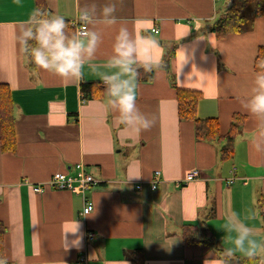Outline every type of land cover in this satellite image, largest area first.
I'll return each mask as SVG.
<instances>
[{
    "label": "crops",
    "instance_id": "crops-1",
    "mask_svg": "<svg viewBox=\"0 0 264 264\" xmlns=\"http://www.w3.org/2000/svg\"><path fill=\"white\" fill-rule=\"evenodd\" d=\"M45 1L50 13L70 23L85 5L95 4L99 14L105 4L116 3L119 22L101 28L94 62L111 54L123 23L159 41L168 71L164 66L150 82L138 83L137 106L154 118V126L141 133L125 130L106 109L104 86L87 67L81 80H62L20 52L18 28L36 8L35 0H0V84L10 89L16 141L13 153L0 150L5 264H74L81 252L87 264H131L135 251L144 264H217L219 251L231 246L223 225L232 212L264 240V153L250 143L255 118L242 107L257 49L264 44V18L218 39L212 24L243 0ZM171 76L178 88L201 93L197 116L217 118L222 134L232 115L245 117L230 161H220L221 143L196 140L193 125L178 120ZM82 83L103 88L83 99ZM77 164L97 181L86 193L93 210L85 217L82 196L49 187L32 190L55 173L74 176ZM193 171L199 178L183 183ZM203 223L214 245H184L183 226ZM87 233L94 237L86 238Z\"/></svg>",
    "mask_w": 264,
    "mask_h": 264
},
{
    "label": "clouds",
    "instance_id": "clouds-1",
    "mask_svg": "<svg viewBox=\"0 0 264 264\" xmlns=\"http://www.w3.org/2000/svg\"><path fill=\"white\" fill-rule=\"evenodd\" d=\"M17 4L20 0H15ZM116 3L103 6L99 14L95 4L78 9L77 20L83 25L80 32H69V24L60 14L35 8L18 28L16 40L20 52L29 58L37 69L52 73L62 80H81L85 67L99 77L105 93V107L115 115V123L125 130L141 133L155 124L137 106L140 70L159 72L164 67L163 50L152 35L130 31L120 23L116 31L111 54L103 63H95L102 43L101 28L118 24ZM248 96L242 107L255 118L256 129L250 143L258 153H264V60L258 62ZM138 178V177H137ZM224 231L230 242L217 264H230L237 253L255 264L264 260V240L237 213L225 217ZM0 264L5 261L0 260Z\"/></svg>",
    "mask_w": 264,
    "mask_h": 264
},
{
    "label": "trees",
    "instance_id": "trees-1",
    "mask_svg": "<svg viewBox=\"0 0 264 264\" xmlns=\"http://www.w3.org/2000/svg\"><path fill=\"white\" fill-rule=\"evenodd\" d=\"M254 2L253 17L264 18V0H243L239 5L232 6L224 10L211 26V32L216 38L223 39L231 34L242 32L252 22V18L244 15L249 2ZM35 7H40L47 10L45 0H35ZM48 11V10H47ZM70 22H68L69 24ZM69 32H75L69 24ZM173 54V52H172ZM171 54V55H172ZM264 60V44L258 47L256 57L253 64V70L256 73L258 62ZM168 71V64H164ZM153 73H144L140 70L138 83H147L152 80ZM171 86L175 91V100L177 105V118L180 122H189L193 125L194 135L196 140L206 143H221L219 148V158L221 162H228L234 154V142L242 125L245 122V117L239 114H234L231 117V123L228 131L222 134L220 123L217 118L201 119L197 116V106L202 98L199 91L178 88L171 76ZM103 88V87H100ZM97 84L82 83L80 91L83 99L94 98L95 90L100 89ZM10 89L4 84H0V150L2 153H13L16 148L14 136V118H13V103L10 95ZM209 219V217H206ZM264 219V216H262ZM6 227L0 221V260L5 261L4 238ZM181 237L184 245H214V237L207 228L206 223L202 225H184L182 228ZM218 256L222 259V252L219 251ZM131 264H144L142 254L135 251L131 254ZM259 263V258L255 264ZM230 264H249L246 258H234Z\"/></svg>",
    "mask_w": 264,
    "mask_h": 264
},
{
    "label": "built area",
    "instance_id": "built-area-1",
    "mask_svg": "<svg viewBox=\"0 0 264 264\" xmlns=\"http://www.w3.org/2000/svg\"><path fill=\"white\" fill-rule=\"evenodd\" d=\"M70 25L77 33L80 32L83 27V25L78 20L71 22ZM157 32L158 30L153 29L151 33L158 34ZM74 171V176L63 173H55L51 176L46 185L33 186L32 190L34 193H42L45 187H49L58 191H69L73 194L82 196L83 209L81 216L85 217L93 210V204L86 198V193L89 188L97 185V181H95L89 174L86 173L82 164L75 165ZM232 173L235 174V169L232 170ZM159 175V172L154 173V180L150 183V188L152 191L156 190L157 188ZM197 178H199V172L193 171L186 176V179L183 181V183H187ZM234 180L235 176L228 181V184H232ZM140 188L141 186L138 185L137 189L139 190ZM93 237V233L86 234V238L88 239H92ZM87 261L88 259L86 253L81 252L74 264H87Z\"/></svg>",
    "mask_w": 264,
    "mask_h": 264
},
{
    "label": "rangeland",
    "instance_id": "rangeland-1",
    "mask_svg": "<svg viewBox=\"0 0 264 264\" xmlns=\"http://www.w3.org/2000/svg\"><path fill=\"white\" fill-rule=\"evenodd\" d=\"M253 9H254V2L251 1L248 3L246 9L244 10V15L249 17V18H252L253 17L252 16L253 15Z\"/></svg>",
    "mask_w": 264,
    "mask_h": 264
}]
</instances>
